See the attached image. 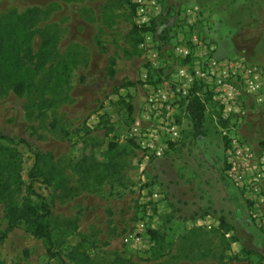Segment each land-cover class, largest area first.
<instances>
[{
	"label": "rangeland",
	"instance_id": "1",
	"mask_svg": "<svg viewBox=\"0 0 264 264\" xmlns=\"http://www.w3.org/2000/svg\"><path fill=\"white\" fill-rule=\"evenodd\" d=\"M195 1L163 0L140 24L138 0H0L3 154L19 153L21 181L35 151L49 160L51 184L35 190L57 254L22 221L8 230L0 199V264H264V173L259 194L235 180L264 154V0ZM208 59L226 67L213 75ZM194 85L201 140L184 106ZM150 134L162 157L142 148ZM18 183L13 173L12 204L39 203ZM139 221L155 238L135 235Z\"/></svg>",
	"mask_w": 264,
	"mask_h": 264
},
{
	"label": "trees",
	"instance_id": "2",
	"mask_svg": "<svg viewBox=\"0 0 264 264\" xmlns=\"http://www.w3.org/2000/svg\"><path fill=\"white\" fill-rule=\"evenodd\" d=\"M131 6H134V4ZM16 88L17 93H20L22 85L18 84ZM197 91H201V87L194 85L187 96V101L184 106L185 113L191 123L192 137L196 140H201L205 135V104L197 94ZM8 140L11 141L8 136L0 132V199L4 201L6 206L5 217L7 220V229H12L22 221L26 226V230H28L34 237L42 239L45 242L46 252L48 257L51 258L57 255L53 252V243L46 223V220L51 215V211L45 199L36 193L35 190V184L42 185L45 188H48L51 184V166L49 165V160L46 158L45 154L35 151L33 162L27 175L28 180L21 181L19 170L21 169L22 163L19 153L14 148L6 152L7 154H3V151L6 150L3 144ZM20 142L25 143L24 141ZM6 169H10L7 176L8 178H4L3 176V172ZM13 173L16 174V178L18 179V186L23 187L26 194L25 196H35L39 199V203L31 204L25 199L19 205L16 203L12 204L13 191L9 188L8 183L9 178L12 177ZM219 224L221 227H225V230L229 228V226L224 223L223 218H220ZM147 233L152 239L155 238V235L157 234L154 229H148ZM3 238L4 235H1L0 240Z\"/></svg>",
	"mask_w": 264,
	"mask_h": 264
},
{
	"label": "built area",
	"instance_id": "3",
	"mask_svg": "<svg viewBox=\"0 0 264 264\" xmlns=\"http://www.w3.org/2000/svg\"><path fill=\"white\" fill-rule=\"evenodd\" d=\"M162 1L163 0H145V2L144 1L142 2L138 0L139 7H137L138 8L137 22L140 24H144L151 17L155 16L159 11V3ZM184 16L186 17L187 20H189L192 23L196 21L197 14L193 10L187 9L184 13ZM207 64L211 68L213 75L218 65L226 67L225 63H221L214 59H208ZM224 72H226V69L223 70V73ZM255 72H256V69L249 70V73H251L252 75H255ZM245 84L247 88H249L251 91L255 90L256 92V88H258V85L255 86V84H253L252 79L250 77H248V79L245 80ZM257 97H258L257 99L262 102L264 100V93L261 95L257 94ZM167 126H168L167 133L169 134L170 138L174 140L175 138L179 136L178 127L174 125L173 122L167 123ZM145 136H147L145 139L146 143H143L142 148L146 151V153L149 156H152L155 158L162 157V155H164V153L168 149L167 145L163 142L158 143L157 141L158 139L154 135L150 134V135H145ZM233 152L235 155L241 154L240 149H237L236 151L234 150ZM244 155L247 158L250 157L248 152H245ZM258 163H259V168L257 169L256 174H254V176L247 182L238 181V179H240V176L238 175H237V178L235 177V180L238 185L244 186L247 190L250 191V193H253V194H259L260 188H259L258 181L259 179L262 178L263 173H264V154L260 156ZM145 233H146V225L143 221H139L138 224L136 225L135 235L138 238H142V236H145L146 238H148V235L147 234L145 235Z\"/></svg>",
	"mask_w": 264,
	"mask_h": 264
},
{
	"label": "crops",
	"instance_id": "4",
	"mask_svg": "<svg viewBox=\"0 0 264 264\" xmlns=\"http://www.w3.org/2000/svg\"><path fill=\"white\" fill-rule=\"evenodd\" d=\"M190 5H188V6H191V7H194V6H196L197 5V3H196V1L194 0V2H190L189 3ZM208 7V6H207ZM201 8H203V6H201ZM205 8V7H204ZM209 8V7H208ZM208 8H206V9H208ZM210 25V24H209ZM215 27H213V29H214ZM220 30V29H219ZM213 34V33H212ZM214 36H215V39H216V45L214 46V48H215V51H214V56L216 57V58H223V57H225V56H227V54H226V50H225V43L227 42V41H225L226 39H223L224 37H220V33L219 32H217L216 34H215V32H214Z\"/></svg>",
	"mask_w": 264,
	"mask_h": 264
}]
</instances>
